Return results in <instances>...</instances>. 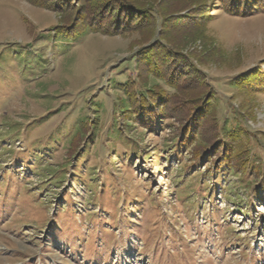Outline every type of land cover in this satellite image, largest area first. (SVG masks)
<instances>
[{
    "label": "rangeland",
    "instance_id": "rangeland-1",
    "mask_svg": "<svg viewBox=\"0 0 264 264\" xmlns=\"http://www.w3.org/2000/svg\"><path fill=\"white\" fill-rule=\"evenodd\" d=\"M196 1L205 27L175 40L213 91L218 129L244 132L245 175L180 148L173 118L128 123L137 34L61 38L55 12L0 0V264H264V92L235 84L249 71L264 82V12Z\"/></svg>",
    "mask_w": 264,
    "mask_h": 264
},
{
    "label": "trees",
    "instance_id": "trees-1",
    "mask_svg": "<svg viewBox=\"0 0 264 264\" xmlns=\"http://www.w3.org/2000/svg\"><path fill=\"white\" fill-rule=\"evenodd\" d=\"M229 16L248 17L264 12V0H211ZM31 5L55 12L56 36L74 38L86 33L104 36L137 34L142 42L134 58L142 91L134 83L121 85L127 105L121 112L130 120L149 128L156 121L173 118L178 123L180 148L190 151L196 160L218 156V174L235 172L245 175L250 166L248 143L242 140L240 127L222 133L213 109V91L190 56L183 55L178 39L190 37L205 27L203 15L207 2L196 0H28ZM187 12L181 15L183 12ZM184 26V27H183ZM183 27V28H182ZM176 38V40H175ZM184 45V44H183ZM152 78L160 85L148 86ZM235 84L247 94L264 92V82L254 71L244 74ZM126 118V117H125ZM157 126V125H156ZM146 127V129L148 128ZM148 130V129H147ZM211 150V152H209ZM222 165L221 169L220 166ZM223 169V170H222ZM222 170V171H221ZM257 174V173H256ZM246 187L245 189H249Z\"/></svg>",
    "mask_w": 264,
    "mask_h": 264
}]
</instances>
